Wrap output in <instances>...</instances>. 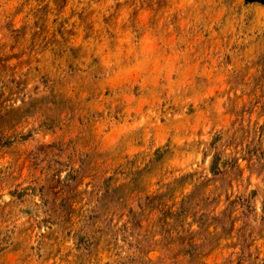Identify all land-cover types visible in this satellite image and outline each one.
<instances>
[{"label":"rangeland","instance_id":"rangeland-1","mask_svg":"<svg viewBox=\"0 0 264 264\" xmlns=\"http://www.w3.org/2000/svg\"><path fill=\"white\" fill-rule=\"evenodd\" d=\"M0 264H264V0H0Z\"/></svg>","mask_w":264,"mask_h":264}]
</instances>
